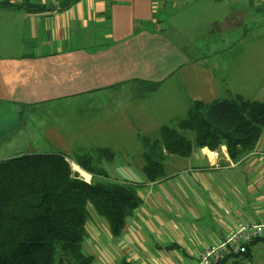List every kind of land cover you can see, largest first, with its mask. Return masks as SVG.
<instances>
[{
	"label": "crops",
	"instance_id": "0c3cea01",
	"mask_svg": "<svg viewBox=\"0 0 264 264\" xmlns=\"http://www.w3.org/2000/svg\"><path fill=\"white\" fill-rule=\"evenodd\" d=\"M60 1L32 0L47 4L41 11L0 7V110L44 111L40 127L51 146L142 145L196 100L225 92L264 100V54L222 61L216 49L196 54L179 24L161 19L160 8L203 3L219 11V3L245 0H78L66 9ZM249 2L264 8V0ZM208 18L209 30L240 26L233 15ZM144 164L142 174L131 164L116 167L113 179L138 183L142 198L119 237L106 218L90 213L83 249L93 264H194L239 223L264 222V135L239 159L225 145L171 155L156 181L146 182Z\"/></svg>",
	"mask_w": 264,
	"mask_h": 264
},
{
	"label": "trees",
	"instance_id": "16d2710c",
	"mask_svg": "<svg viewBox=\"0 0 264 264\" xmlns=\"http://www.w3.org/2000/svg\"><path fill=\"white\" fill-rule=\"evenodd\" d=\"M77 1L61 0L58 6L66 9ZM8 6L41 11L47 4L0 0V7ZM236 96L196 100L185 117L162 126L160 137L143 136L146 182L164 175L171 155L187 157L195 146L216 150L225 145L234 159L254 151L264 135V100ZM95 153L113 156L109 148ZM92 160L90 152L71 159L60 151L0 160V264H93L94 255L83 249L89 204L107 219L115 237L122 234L128 217L142 204L141 185L111 178ZM74 164L90 173L91 180L75 177ZM251 245L245 255H251Z\"/></svg>",
	"mask_w": 264,
	"mask_h": 264
},
{
	"label": "rangeland",
	"instance_id": "374dc122",
	"mask_svg": "<svg viewBox=\"0 0 264 264\" xmlns=\"http://www.w3.org/2000/svg\"><path fill=\"white\" fill-rule=\"evenodd\" d=\"M188 5L190 6L191 3L181 6V9L177 10L160 8V13L164 23L170 17L184 29L187 44L192 45L196 54H203L204 52L211 54L216 49L219 51L220 61L223 59L232 60L236 53L241 54L242 52L249 53L251 56L255 55L256 57L264 54V8L257 9L253 7L249 0H245L243 3L235 2L232 5L219 3L216 6V8L220 9L219 11L203 3L192 7ZM231 6L238 9L234 11ZM210 12L220 13V20L225 16L233 15L234 18L231 20L233 23L238 22L240 26L237 28L223 27L219 30H209L203 24L204 22L208 23V14ZM240 66H243L244 73L242 75L249 77L250 66L247 63H242ZM222 77L220 75V78ZM224 89V87H220V92L223 93ZM236 95L225 92V94L221 95L220 99H235ZM245 99L253 100L251 97ZM12 110V107L6 108L5 111L0 110V127L3 130V132L0 131L2 134L0 137V158H9L27 153H52L60 151L62 153L67 152L69 158L75 159L77 155L90 152L93 154L92 163L104 168L112 178L115 176L120 177L119 172L116 171V167L122 164H131L140 174L143 173L141 166L144 160L140 155L144 150L143 144L135 146H75L68 147L66 151L63 149L64 152L58 147L49 145L43 139L40 126L41 122L47 118V114L44 111L39 108L25 109L23 107L22 113L19 114L14 113ZM54 112L55 115H61L62 111L57 110ZM152 132V136H146H161V129ZM188 133L193 138V133ZM98 148H109L113 152V156L96 154L95 151ZM88 209L91 214L96 212L92 204H89ZM250 248L251 255L242 254L230 257L225 261V264H264V241L259 240L253 243ZM84 251L86 250L84 249Z\"/></svg>",
	"mask_w": 264,
	"mask_h": 264
},
{
	"label": "built area",
	"instance_id": "2783aa9c",
	"mask_svg": "<svg viewBox=\"0 0 264 264\" xmlns=\"http://www.w3.org/2000/svg\"><path fill=\"white\" fill-rule=\"evenodd\" d=\"M264 241V222H241L217 243L205 248L194 264H222L231 256L244 254L255 241Z\"/></svg>",
	"mask_w": 264,
	"mask_h": 264
},
{
	"label": "water",
	"instance_id": "95a60500",
	"mask_svg": "<svg viewBox=\"0 0 264 264\" xmlns=\"http://www.w3.org/2000/svg\"><path fill=\"white\" fill-rule=\"evenodd\" d=\"M74 176L75 177H80L82 179L85 178L84 175L79 170H77V169L74 170Z\"/></svg>",
	"mask_w": 264,
	"mask_h": 264
},
{
	"label": "bare ground",
	"instance_id": "6f19581e",
	"mask_svg": "<svg viewBox=\"0 0 264 264\" xmlns=\"http://www.w3.org/2000/svg\"><path fill=\"white\" fill-rule=\"evenodd\" d=\"M75 166H77V167H74V170L77 169V170H79L84 176H86V178L89 177L88 174H86L80 166H78V165H75Z\"/></svg>",
	"mask_w": 264,
	"mask_h": 264
}]
</instances>
